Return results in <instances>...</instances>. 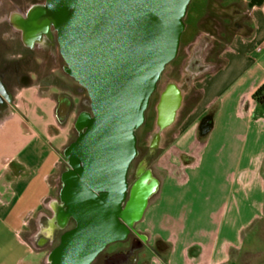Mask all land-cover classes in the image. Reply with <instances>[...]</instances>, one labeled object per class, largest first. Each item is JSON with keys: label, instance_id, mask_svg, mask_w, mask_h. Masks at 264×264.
I'll return each instance as SVG.
<instances>
[{"label": "crops", "instance_id": "0c3cea01", "mask_svg": "<svg viewBox=\"0 0 264 264\" xmlns=\"http://www.w3.org/2000/svg\"><path fill=\"white\" fill-rule=\"evenodd\" d=\"M247 12V31L226 42L216 57L221 63L214 68L212 58L214 69L192 75L198 99L181 126L194 136L207 113L211 128L196 146H179L183 158H191L181 179L167 176L158 200L145 208L147 217L134 226L147 230L150 246L157 239L168 244L163 257L150 248L146 264H243V256L255 252L252 228L264 221V114L252 95L264 82V0H254ZM32 102L44 119L21 117L28 128L16 135L19 149L0 169V264H47L71 227L60 199V165L72 114L60 122L56 96L40 84L18 93L17 111L32 110ZM14 116L9 109L0 125Z\"/></svg>", "mask_w": 264, "mask_h": 264}, {"label": "water", "instance_id": "95a60500", "mask_svg": "<svg viewBox=\"0 0 264 264\" xmlns=\"http://www.w3.org/2000/svg\"><path fill=\"white\" fill-rule=\"evenodd\" d=\"M190 1L47 0L65 69L86 89L91 110L78 116L75 125L84 130L64 156L71 169L63 174L60 199L74 225L60 234L47 264H91L109 244L139 235L134 226L158 183L149 171L132 185L127 181L135 130L178 53ZM177 91L173 105L158 107V117L165 114L160 129L176 117ZM67 112L68 106L56 108L60 122ZM210 128V117L201 118L199 134Z\"/></svg>", "mask_w": 264, "mask_h": 264}, {"label": "rangeland", "instance_id": "374dc122", "mask_svg": "<svg viewBox=\"0 0 264 264\" xmlns=\"http://www.w3.org/2000/svg\"><path fill=\"white\" fill-rule=\"evenodd\" d=\"M244 6L245 4L243 0H191L188 5L184 18L185 29L180 36L179 55L164 69L163 73L161 74V80L158 84V87L162 89L167 81H172L176 87L181 88L180 92L187 93V95L191 96L189 99L184 100L182 105L183 110L179 109L177 111L176 117L172 122L174 124L166 132L162 130V134H160L158 141L153 147V152L147 157L139 156L136 158L130 170V180H132L134 167L140 161L142 162V172L145 174L147 171H149L151 173V177L157 180V190L149 198V204H152L158 200L161 185L162 183L167 182V176L172 175L173 177L181 179L182 166L191 161V158H183L182 155H184V152L179 146L185 145L189 142L191 146L194 147L196 146L195 139L200 141L202 137L199 134L198 128L195 129L193 136L191 133L192 129L181 126L183 119L187 113L190 112V108L196 103L198 99V95L192 87V82L194 79L192 75L185 70L186 61L191 54L192 47L195 46L200 50V59L204 58L206 63H208V60L212 58L216 59V57L224 48L226 42L233 34L247 31L248 26L245 25L248 20V12L245 10ZM236 10L243 11L237 18L242 25L237 27L233 24L234 16L239 15ZM221 61L222 58H217L214 68L216 65H219ZM40 68L41 81H45L41 83V88L45 92L49 91L53 93L54 96H56L63 89V87H61V82L64 83L66 80L68 83L71 82L72 84V80L66 77L61 71L57 69H49L47 72V69H44L42 64ZM172 68H174V70L171 72ZM214 68L211 67L209 70ZM43 73H46V75H44L45 77L42 78ZM48 75L50 76L49 78ZM185 76L189 78L190 87L184 81ZM54 77L59 78H56L55 80ZM191 90L193 93L195 92V95L191 93ZM28 92L29 90L26 93ZM30 107L32 110L27 112H23L21 110L13 111L15 115L14 120L8 118L6 123L0 125V169L2 163L6 160L7 154L19 149L20 142L17 138H15L16 135L19 133V131H25L28 128L27 125L20 120L21 117H26L29 120L44 119V115L46 113L42 107L40 110L34 102L30 104ZM258 107L259 110H261L264 114V106L261 107L259 104ZM74 114L75 113L70 116V120L68 122L69 136L74 135V130L72 128V119L75 116ZM206 114L207 113L204 115ZM15 119H17V122ZM154 119L155 118L152 116L151 112L149 125L146 126V129L149 132L146 136L142 137V146H149L150 136L157 131L158 127L155 124ZM142 130L143 128L140 129V132H142ZM143 138L146 140L144 141ZM192 147H189V149ZM47 150L48 149L44 150V153H48ZM171 182L174 181L171 180ZM144 217H147L145 216V213L143 214V218ZM70 225L71 224H69V226ZM252 229L258 231V237L255 239V241L252 239L253 242L249 243L255 252L254 254H251L250 252L248 256H243V264H264V221L260 222ZM137 233L141 236L139 237L136 234L137 239L141 242V249L134 251L130 255L129 260L123 264H146L147 262V256H149L150 248H152V246H150V244L147 242V239H145L147 238L148 232L147 230L140 228V230H137ZM130 238L109 244L94 260L93 264H104L103 259L106 256H109L119 250L128 249L131 244ZM39 264L43 263L40 262Z\"/></svg>", "mask_w": 264, "mask_h": 264}, {"label": "flooded vegetation", "instance_id": "af4514ba", "mask_svg": "<svg viewBox=\"0 0 264 264\" xmlns=\"http://www.w3.org/2000/svg\"><path fill=\"white\" fill-rule=\"evenodd\" d=\"M253 1L254 0L244 1L246 11ZM241 10H236L239 15L234 16L233 19V24L236 27L242 25L237 19L240 13L243 12ZM53 15V9L48 5L47 0H0V120L6 115L9 109L17 111L18 93L24 87H31L36 84L41 85V83L45 82L44 80L41 81V64L44 69H47V72L49 69L61 71L66 77L72 80V84L71 82L68 83L66 80L64 83L61 82V87H63V89L56 95L57 107L62 109L68 106L66 117L75 113L72 122L74 135L69 136L68 141L61 149V152L65 156V151L69 144L76 139L80 131L84 130V128L79 130L75 125L78 116L81 114L90 115L91 110L86 89L79 85L65 69V62L58 49ZM179 50L176 57L171 62L178 57ZM199 55L200 50L193 46L185 65V70L191 75L194 73H205L212 67L211 64L206 62L202 64ZM173 70L174 68H172L171 72ZM42 75L43 78L46 73ZM49 77L48 75V78ZM59 77L54 78L56 80V78ZM160 80L161 76L157 82L156 89L149 99L148 107L145 110L144 122L135 130L137 153L131 161L127 172V181L129 185H132L135 180L144 174L141 167L142 162L139 161L134 167L133 179L130 180V170L134 160L139 156H149L153 152V147L158 141L160 134H162V130L166 132L174 124L171 123L163 129H160L161 125L165 123V114H162V117H158V107L161 103L163 107L165 106V109L173 105L175 99L178 97L177 90L181 91V88L176 87L172 81H167L163 88L160 89L158 87ZM184 81L189 86V78L187 76L184 77ZM191 93H193L192 90ZM164 95L165 99L163 100ZM190 96L191 95H187V93L181 92V104L179 109L183 110V102L189 99ZM151 112L158 128L157 131L150 136V145L142 146L141 139L149 132L146 126L149 125ZM205 116L210 117L209 114L203 117ZM141 128H143L142 132H140ZM143 139L144 141L146 140L145 138ZM60 169L62 173L71 169L68 159L61 163ZM61 184L62 188L63 183ZM70 222L72 227L74 221L71 219ZM133 234L134 233H129L127 237L128 239L133 236L130 238L131 243L134 242L136 237V235ZM107 257L108 256L103 259L104 264H106ZM93 262L91 264H93Z\"/></svg>", "mask_w": 264, "mask_h": 264}, {"label": "trees", "instance_id": "16d2710c", "mask_svg": "<svg viewBox=\"0 0 264 264\" xmlns=\"http://www.w3.org/2000/svg\"><path fill=\"white\" fill-rule=\"evenodd\" d=\"M252 98L259 104L264 105V82L254 91ZM141 249V242L135 237L133 243L130 244V247L125 250H119L106 259V264H123L129 260L130 255L137 250ZM152 250L159 256L163 257L164 253L168 250V244L164 241L157 239L153 246Z\"/></svg>", "mask_w": 264, "mask_h": 264}]
</instances>
